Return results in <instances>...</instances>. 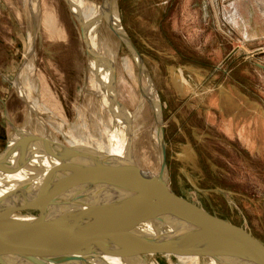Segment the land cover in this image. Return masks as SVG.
I'll use <instances>...</instances> for the list:
<instances>
[{
	"label": "rangeland",
	"instance_id": "374dc122",
	"mask_svg": "<svg viewBox=\"0 0 264 264\" xmlns=\"http://www.w3.org/2000/svg\"><path fill=\"white\" fill-rule=\"evenodd\" d=\"M114 1L119 27L145 68L140 76L123 43L100 26L118 105L129 112L139 106L141 118L132 121L135 162L158 171L154 120L141 94L151 85L172 191L264 244V70L254 64L264 65V0ZM80 33L66 0H0V151L12 126L62 143L71 133L90 143L102 138ZM123 57L134 64V79Z\"/></svg>",
	"mask_w": 264,
	"mask_h": 264
},
{
	"label": "water",
	"instance_id": "95a60500",
	"mask_svg": "<svg viewBox=\"0 0 264 264\" xmlns=\"http://www.w3.org/2000/svg\"><path fill=\"white\" fill-rule=\"evenodd\" d=\"M112 32L136 59L138 74H145L126 33L120 27ZM80 35L88 56L87 41ZM254 64L264 70L263 64ZM141 94L145 98L142 89ZM146 101L160 129L156 173L142 170L132 158L59 151L45 138L11 124L13 134L0 151V264H110L107 256L123 264H146L162 249H181L227 264H264L262 242L172 191L161 111L155 115L152 102ZM20 187L35 196L92 197L111 221L84 233L42 214L26 215L18 208ZM32 206L26 205V211Z\"/></svg>",
	"mask_w": 264,
	"mask_h": 264
},
{
	"label": "bare ground",
	"instance_id": "6f19581e",
	"mask_svg": "<svg viewBox=\"0 0 264 264\" xmlns=\"http://www.w3.org/2000/svg\"><path fill=\"white\" fill-rule=\"evenodd\" d=\"M66 1L69 7V11L71 10L75 17H79V23L83 25V28H81V34L85 36L89 47L90 54H88L89 69L87 76V86L88 90L95 94L99 99V111L96 110V112H94V114L97 115L94 119V122L96 124L97 131L102 138L99 139V141L97 140L94 141V143H90L86 139L76 137L75 134L71 133L69 134L66 142L62 143L61 141L59 142L52 139L48 135L40 136L39 134H34L45 138L47 142H49L50 144L52 143L51 145H54L53 147L59 151H65L71 154H101L105 156H113L120 159L132 158L134 160L132 152V138L134 133L132 121L134 119L141 118L138 117L139 115L137 113L139 106H136L135 111L129 112L127 108H125L124 106H119L120 104L118 105L116 100H114L111 88L112 81L114 80V69L112 59L110 58V51L107 50V44L105 43L103 38H100L97 33L102 24H105L111 31L112 28L115 30L119 29V20L116 14L117 10L115 11V1L106 0L105 3H102L101 0L99 3H95L93 0ZM32 4L33 3L31 2L28 7H31ZM28 10L30 11L31 9L28 8ZM134 61H136V59ZM121 64L127 76H129L131 79H134V64L131 63L130 59H128V57H123L121 59ZM30 67L31 63L29 61H26L25 69L27 71H31L32 67ZM20 83L17 84V88L19 89V92L23 97L20 98L25 99L27 96L25 95L22 88L23 86L20 85ZM142 91L145 95V100H150L152 102L153 112L155 113V115L156 113L159 114L160 108L158 99L156 95V98L154 97L155 93L152 89V86L148 85V87H143ZM36 103H32L31 105H34ZM39 106H41V104ZM42 108L43 111L50 112V110H48V108L44 107L43 105ZM53 117L56 116L54 115ZM11 124L12 123L10 122V125ZM63 124L64 123L62 121L61 126ZM83 128L86 129L85 123L83 125ZM61 133H64L63 130H61ZM159 140V125L158 123L154 122L153 143L155 145V148H157V146L159 145ZM128 145H130V147H128ZM129 150H131V152ZM141 169L144 170L143 168ZM18 190V193L23 198L20 200L18 206L21 212L25 213L26 215L42 214V216L49 219L66 222L64 226L65 228L70 230H78L84 233L93 232L96 229L108 224V222H110L112 218L109 212L103 210L100 206L94 205V199L89 196L78 194L35 196L33 194L30 195L32 192L30 191L31 189L26 190V188L20 187ZM26 205L33 206L30 207V210L26 211ZM104 258L110 264H123L121 259L114 256H107ZM163 258H172L176 264H227L221 261L214 260L213 258L205 255L181 249H162L156 251L150 255V257L146 261V264H164L162 260L165 259Z\"/></svg>",
	"mask_w": 264,
	"mask_h": 264
}]
</instances>
